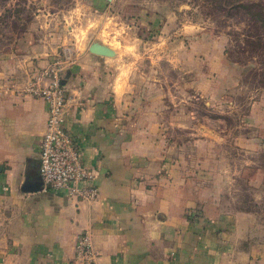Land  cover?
Listing matches in <instances>:
<instances>
[{"label":"rangeland","instance_id":"obj_1","mask_svg":"<svg viewBox=\"0 0 264 264\" xmlns=\"http://www.w3.org/2000/svg\"><path fill=\"white\" fill-rule=\"evenodd\" d=\"M92 42L120 54L177 159L192 154L186 193L220 222L223 264H264V0H0L2 57Z\"/></svg>","mask_w":264,"mask_h":264},{"label":"crops","instance_id":"obj_2","mask_svg":"<svg viewBox=\"0 0 264 264\" xmlns=\"http://www.w3.org/2000/svg\"><path fill=\"white\" fill-rule=\"evenodd\" d=\"M48 44L18 60L0 55V264H75L77 238L86 230L98 264H223L228 244L220 222L208 223L199 196L186 193L188 175L199 166L189 162L192 154L187 162L177 159L182 144L171 145L156 117L137 111L118 53L77 52L64 76L66 126L97 171L90 184L99 197L44 190L48 106L20 93L19 78L26 82L49 64L55 49Z\"/></svg>","mask_w":264,"mask_h":264},{"label":"built area","instance_id":"obj_3","mask_svg":"<svg viewBox=\"0 0 264 264\" xmlns=\"http://www.w3.org/2000/svg\"><path fill=\"white\" fill-rule=\"evenodd\" d=\"M73 54L67 49L61 55L52 56L49 64L38 68L19 90L44 100L48 106L40 154L44 190H64L69 198L94 201L100 191L90 183L97 171L84 162L80 147L66 126L69 98L64 76L75 61ZM98 258L93 234L86 230L77 238L74 263L98 264Z\"/></svg>","mask_w":264,"mask_h":264},{"label":"water","instance_id":"obj_4","mask_svg":"<svg viewBox=\"0 0 264 264\" xmlns=\"http://www.w3.org/2000/svg\"><path fill=\"white\" fill-rule=\"evenodd\" d=\"M89 50L94 54L110 57L116 56V51L114 49L100 42H92L89 46Z\"/></svg>","mask_w":264,"mask_h":264},{"label":"trees","instance_id":"obj_5","mask_svg":"<svg viewBox=\"0 0 264 264\" xmlns=\"http://www.w3.org/2000/svg\"><path fill=\"white\" fill-rule=\"evenodd\" d=\"M200 216V213L197 212L196 217Z\"/></svg>","mask_w":264,"mask_h":264}]
</instances>
